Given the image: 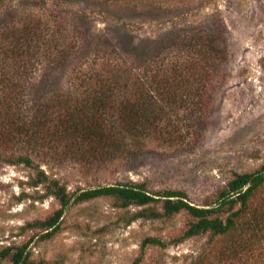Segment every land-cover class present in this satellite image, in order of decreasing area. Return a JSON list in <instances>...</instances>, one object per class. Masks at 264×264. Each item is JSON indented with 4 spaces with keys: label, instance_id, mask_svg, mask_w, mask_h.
I'll return each instance as SVG.
<instances>
[{
    "label": "trees",
    "instance_id": "obj_1",
    "mask_svg": "<svg viewBox=\"0 0 264 264\" xmlns=\"http://www.w3.org/2000/svg\"><path fill=\"white\" fill-rule=\"evenodd\" d=\"M175 1L48 0L43 15L50 19V32L31 30L28 23L11 29L10 8L0 9V161L31 168V185H43L44 195L54 196L60 204L52 214L28 221L22 228L38 227L40 239L51 238L61 229L70 204L108 197L123 209L137 206L128 221L169 219L180 212L190 217L185 228L168 239L144 237L139 255L130 264H147L143 260L148 246L166 248L204 234L215 239L210 246L218 242L219 250L199 253L195 264H249L264 237V204L250 202L264 186V164L252 171L233 172L202 203H193L180 188L152 190L145 180L70 190L42 167L138 157L150 150L148 138L184 137L183 130L189 134L185 142L194 145L217 96L221 66H227L225 48L216 45L224 35L223 24L186 27L146 46L139 45L142 39L121 47L122 34L113 32L125 29L124 17L135 16L136 7L159 3L167 9ZM94 14L117 21L102 34L94 30ZM147 15L150 21L158 19ZM141 16L145 18L144 13ZM39 35L44 40L37 41ZM168 51L172 60L163 58ZM91 55L97 63L89 66ZM136 60L146 64L138 69ZM39 63L44 73L31 76V66ZM182 96L193 100L192 109L186 108L191 120L184 125L166 123L169 109L165 105L182 106ZM193 109L201 112L195 115ZM28 244L29 240L4 246L0 261L42 264L32 262Z\"/></svg>",
    "mask_w": 264,
    "mask_h": 264
},
{
    "label": "rangeland",
    "instance_id": "obj_2",
    "mask_svg": "<svg viewBox=\"0 0 264 264\" xmlns=\"http://www.w3.org/2000/svg\"><path fill=\"white\" fill-rule=\"evenodd\" d=\"M44 3L48 4V0H0V9L10 8L11 29L28 23L31 30L49 31L51 22L43 15L47 13ZM187 8L191 11L186 13ZM125 12L132 11L123 10ZM141 12L144 19L139 18ZM147 12L158 19L150 21ZM134 14L130 18L124 17L127 25L123 31H113L116 35L122 34L121 47L128 42L137 44L142 39L139 45L146 46L160 36L171 35L176 30L181 32L190 26L204 29L211 28L214 22L223 24L224 35L216 40V45L225 48L227 66H221L217 96L199 126L200 134L196 141L192 140L194 145L185 142L189 134L183 130L184 137L174 134L166 137L164 134L154 136L159 139L156 141L145 138L150 150L138 157L123 156L104 162L67 161L60 168L45 164L42 167L46 172L54 173L70 190L120 180H145L152 190L180 188L193 203H202L233 172L252 171L264 164V0H177L167 9L159 3L146 8L136 7ZM115 21L94 14V30L107 33ZM40 37L37 41L44 40ZM156 57L154 55V59ZM163 58L172 60L169 51ZM91 63L89 66L97 62ZM135 63L138 69L146 64L139 60ZM149 66L153 69V62L150 61ZM31 67L30 72L37 74H31L33 77L44 73L40 63L36 68ZM188 97L180 98L182 106L165 105L167 111L169 109L166 123L179 121L184 125L191 120L186 108L192 109L193 100ZM200 112L199 109L192 110L195 115ZM174 113H178L176 117ZM32 176L33 170L24 164L0 161V249L29 240L33 263L130 264L139 255L144 237L152 235L168 239L185 228L190 219L187 213L180 212L169 219L128 221L137 206L123 209L115 206L108 197H98L70 204L62 216L59 232L51 238L40 239V228H22L23 225L33 219L45 218L60 204L54 196L44 195L43 185H31ZM250 202L264 204V186ZM208 238L204 234L166 248L148 246L143 261L147 264H195L199 253L219 250L218 242L210 246L215 239ZM255 247L257 250L248 260L249 264H264V237ZM0 264H10V261L2 260Z\"/></svg>",
    "mask_w": 264,
    "mask_h": 264
}]
</instances>
